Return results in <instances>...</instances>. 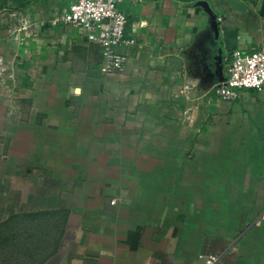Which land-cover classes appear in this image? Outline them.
I'll return each instance as SVG.
<instances>
[{"label": "crops", "instance_id": "crops-1", "mask_svg": "<svg viewBox=\"0 0 264 264\" xmlns=\"http://www.w3.org/2000/svg\"><path fill=\"white\" fill-rule=\"evenodd\" d=\"M72 1L0 14V264H264V91L215 94L264 0H123L109 75Z\"/></svg>", "mask_w": 264, "mask_h": 264}, {"label": "built area", "instance_id": "built-area-1", "mask_svg": "<svg viewBox=\"0 0 264 264\" xmlns=\"http://www.w3.org/2000/svg\"><path fill=\"white\" fill-rule=\"evenodd\" d=\"M122 1L73 0L62 19L57 20L60 25L77 28L89 44L99 46L105 75L123 72L127 62V57L118 52V47L125 42L128 24L118 7ZM25 28L30 27L24 22L23 27L13 26L12 30L19 35ZM244 89L264 91V46L251 53L233 52L227 62L226 77L216 85L215 94L218 99L234 101ZM187 120L192 122L193 117L187 115ZM222 258L209 253L205 264H220Z\"/></svg>", "mask_w": 264, "mask_h": 264}, {"label": "rangeland", "instance_id": "rangeland-1", "mask_svg": "<svg viewBox=\"0 0 264 264\" xmlns=\"http://www.w3.org/2000/svg\"><path fill=\"white\" fill-rule=\"evenodd\" d=\"M9 1L11 2V0H0V14L4 12V9H8V10L12 9L9 8V6L5 5L8 4Z\"/></svg>", "mask_w": 264, "mask_h": 264}]
</instances>
